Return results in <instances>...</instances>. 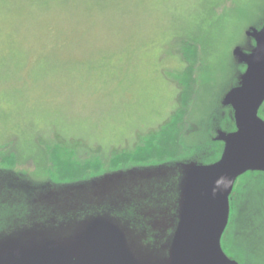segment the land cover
I'll return each mask as SVG.
<instances>
[{
  "label": "rangeland",
  "instance_id": "374dc122",
  "mask_svg": "<svg viewBox=\"0 0 264 264\" xmlns=\"http://www.w3.org/2000/svg\"><path fill=\"white\" fill-rule=\"evenodd\" d=\"M263 22L264 0H0V242H66L104 217L144 254L167 256L179 163L221 156L217 133L234 128L222 101L244 73L232 51L251 48L245 32ZM178 107V156L154 141L120 167L106 163ZM74 143L72 155L51 149ZM68 159L95 169L47 177ZM230 200L223 249L264 264V177L241 176ZM147 231L158 233L150 243Z\"/></svg>",
  "mask_w": 264,
  "mask_h": 264
},
{
  "label": "water",
  "instance_id": "95a60500",
  "mask_svg": "<svg viewBox=\"0 0 264 264\" xmlns=\"http://www.w3.org/2000/svg\"><path fill=\"white\" fill-rule=\"evenodd\" d=\"M245 36L255 46L249 52L233 49V58L246 69L222 101L233 111L234 131H218L215 141L223 149L217 161L179 163L176 224L167 256L144 254L133 242L134 235H126L108 218L97 217L79 228L85 233L66 242L51 239L40 244L26 236H19L23 241H2L0 264H238L225 254L221 243L235 182L249 172L264 173V121L258 116L264 102V22L259 28L250 27Z\"/></svg>",
  "mask_w": 264,
  "mask_h": 264
},
{
  "label": "trees",
  "instance_id": "16d2710c",
  "mask_svg": "<svg viewBox=\"0 0 264 264\" xmlns=\"http://www.w3.org/2000/svg\"><path fill=\"white\" fill-rule=\"evenodd\" d=\"M183 75H184V73L180 74V76H183ZM180 76H177V79H176L177 82H178V80L181 81V80L184 79V78H180ZM182 97H183V95L181 93L180 94V105L183 102V98ZM181 111H182V108L181 107H178L176 109V111H174L171 114V116L161 126H159L158 129L154 130V132H151V134H148L147 136H145L144 138H142L141 143L138 144L134 148L133 151H122L119 154L116 153V154H114V156L111 157V159L109 161H106V163L110 167H113L114 161L116 160L117 161V164H118L117 166L120 167L121 165H123V163H125L129 159H131L132 156L139 154L138 152L140 151V149H141L140 147H142V144L143 143L150 145L151 142H154V141L156 142L155 148H157V146H159L160 144H161V146H163L162 151H161L162 154H166L167 156H169V158L178 156V153L177 152L179 151L180 148H178L179 145H177L178 143H177V140L175 138V135L176 134H172L171 130H169V127H172L173 126V124L176 122V121H174V119L179 116L178 114ZM76 146H77L76 143H74L72 145H67L66 147L65 146H62V145H59L58 146L56 144L54 146V148H51V149L56 150V152H58V153H62V154L65 153V155L67 156V153L70 154V155H72L74 153V151L76 150L75 149ZM47 148H49V146ZM150 148H152V147H150ZM45 152H47V151H45ZM221 152H222V148H220V150H219V155H220ZM66 156L63 155L64 158H66ZM219 157L220 156H218L212 162L217 161L219 159ZM8 159H10V162H11L12 157H9ZM96 161H97V159H96ZM95 163L96 164H99L98 162H95ZM80 164L81 163H79L76 159H73V160L68 159V164L67 165H62L61 166L59 163L57 164L58 167H59V171L57 173H55V174H58L59 175V178H56L55 177V174H51V173L50 174L48 173V176L47 177H49L50 179L55 180L54 181L55 183H56V181H59V182L69 181V179H71L69 177H73L75 174L76 175L77 174H80L81 175V178H82L84 176H87L86 175V172H87V174H90L91 175L92 174V171L91 170L95 169L93 167V165H91L89 169L87 167L86 168L85 167H82L81 168V166H83L84 164H81V165ZM79 165H80V167H79ZM89 179L87 178V180H89ZM59 182H57V183L60 184ZM67 183H69V182H67Z\"/></svg>",
  "mask_w": 264,
  "mask_h": 264
},
{
  "label": "flooded vegetation",
  "instance_id": "af4514ba",
  "mask_svg": "<svg viewBox=\"0 0 264 264\" xmlns=\"http://www.w3.org/2000/svg\"><path fill=\"white\" fill-rule=\"evenodd\" d=\"M251 40V42H252V46H251V48H249L248 50H245V52H249V51H251L250 49H252L254 46H255V42L252 40V39H250ZM243 67H244V71H245V69H246V67L244 66V65H242ZM243 71V72H244ZM229 108H230V111L232 112L231 113V115H232V120H233V111H232V109H231V107L230 106H228ZM258 116L264 121V102H263V104L261 105V107L259 108V111H258ZM233 125H234V120H233ZM232 131H234V128H233V130ZM222 146H223V144H222ZM223 149V148H222ZM247 174V173H246ZM260 175L261 176H263L264 177V173H260ZM239 179V178H238ZM237 182V181H236ZM236 184V183H235ZM230 204H231V200H230ZM157 232H160V231H157ZM170 233L168 234V235H172L174 232L173 231H169ZM83 233H85V231L84 230H73V231H70V233H69V236H77V235H82ZM140 233H142V232H140ZM158 233H152V231H147V233L146 234H144V235H147L146 237H145V241L146 242H148V243H150V242H152V239H155V236L157 235ZM126 235H131V234H126ZM130 237V236H129ZM151 238V239H150ZM223 238V237H222ZM51 239H54L55 240V238H50V239H45L46 241H49V240H51ZM128 240H129V242H130V244H131V246L133 247V244H132V242H131V240L128 238ZM222 244V248H223V243H221ZM224 250V249H223ZM224 252H225V254H226V252L228 253V251L227 250H224ZM230 253H231V251H230ZM229 254V253H228ZM227 255V254H226ZM229 258H231V259H233V260H235L234 258H233V256H231V254H229V255H227Z\"/></svg>",
  "mask_w": 264,
  "mask_h": 264
}]
</instances>
